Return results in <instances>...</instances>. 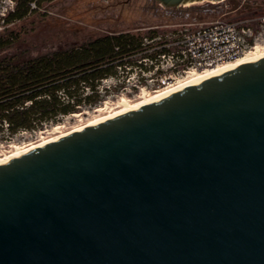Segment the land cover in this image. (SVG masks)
<instances>
[{
  "label": "water",
  "instance_id": "obj_1",
  "mask_svg": "<svg viewBox=\"0 0 264 264\" xmlns=\"http://www.w3.org/2000/svg\"><path fill=\"white\" fill-rule=\"evenodd\" d=\"M0 264H264V59L1 165Z\"/></svg>",
  "mask_w": 264,
  "mask_h": 264
},
{
  "label": "trees",
  "instance_id": "obj_2",
  "mask_svg": "<svg viewBox=\"0 0 264 264\" xmlns=\"http://www.w3.org/2000/svg\"><path fill=\"white\" fill-rule=\"evenodd\" d=\"M15 1V11L8 16L13 25L0 35V53L17 46L16 52L0 57V136L42 130L83 108L100 105L106 96L100 89L103 81L121 72L130 74L128 69L136 67L138 57L134 56L143 51L145 38L164 32L117 31L35 56L23 43L22 30L26 26L21 31L15 26L33 17L47 16L42 12L47 9L45 4L57 0Z\"/></svg>",
  "mask_w": 264,
  "mask_h": 264
},
{
  "label": "rangeland",
  "instance_id": "obj_3",
  "mask_svg": "<svg viewBox=\"0 0 264 264\" xmlns=\"http://www.w3.org/2000/svg\"><path fill=\"white\" fill-rule=\"evenodd\" d=\"M242 4L248 5L249 8L234 12ZM45 7L47 9L42 12H47V16L33 17L15 26L17 31L26 26L22 30L23 43L35 56L65 49L71 45L81 44L89 38L117 31L133 33L143 31L146 27L187 23L200 26L218 19H238L253 13L256 15L252 18L264 15V0H222L172 10L152 4L148 0H57L45 4ZM16 51L17 46L0 53V57ZM262 51L264 53L263 49ZM128 70L130 74L124 75L125 73L121 72L118 77L103 81L100 89L106 96L100 105L83 108L76 114L61 118L57 123L45 125L42 130L23 131L14 137H9L7 133L1 135L0 159L15 152L17 148L25 149L100 120L123 109L124 100L130 104L141 101L146 96L140 89H134V83L142 76L135 70ZM146 78L151 77L148 75Z\"/></svg>",
  "mask_w": 264,
  "mask_h": 264
},
{
  "label": "built area",
  "instance_id": "obj_4",
  "mask_svg": "<svg viewBox=\"0 0 264 264\" xmlns=\"http://www.w3.org/2000/svg\"><path fill=\"white\" fill-rule=\"evenodd\" d=\"M15 8V0H0V35L13 25L8 16ZM243 8L249 6L242 4L234 12ZM146 29L164 32L152 39L145 38L143 51L134 56L138 60L133 70L142 76L134 83V89H140L144 95L165 91L197 72L234 63L257 49L264 50V15L218 19L200 26L187 23ZM148 75L150 79L146 78Z\"/></svg>",
  "mask_w": 264,
  "mask_h": 264
},
{
  "label": "bare ground",
  "instance_id": "obj_5",
  "mask_svg": "<svg viewBox=\"0 0 264 264\" xmlns=\"http://www.w3.org/2000/svg\"><path fill=\"white\" fill-rule=\"evenodd\" d=\"M264 59V53L262 51V49H257V52L251 53L247 56H245L244 58H241L238 61L230 62V63H226L223 65H218V67L212 68V69H208L204 72H197L196 74L190 76V78H187L183 83L167 89L165 91L159 92V93H155V94H150V95H145L146 97H144L141 101L135 102V103H129L127 100L123 101V106L124 108L121 110H118L114 113H111L107 116H105L104 118L91 122L89 124L83 125L79 128H76L72 131H69L67 133H62L59 134V136H56L54 138H51L49 140H44L40 143L34 144L33 146H29L25 149L23 148H17L15 152L5 155L4 157H2L0 159V166L3 164H6L12 160H15L33 150H36L38 148H42L48 144H52L56 141H59L61 139H64L70 135L82 132V131H86L87 129H90L92 127L101 125L103 123H107L109 121H112L114 119H117L119 117H122L126 114L132 113L134 111L140 110L142 108H145L147 106H150L152 104H155L157 102H160L162 100H165L167 98H170L176 94L182 93L188 89H190L193 86L199 85L201 83L207 82L209 80H212L214 78H219L220 76L233 72L235 70H238L240 68H243L245 66H248L250 64H253L255 62H258L260 60L263 61ZM59 133V132H58Z\"/></svg>",
  "mask_w": 264,
  "mask_h": 264
}]
</instances>
